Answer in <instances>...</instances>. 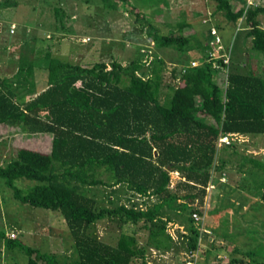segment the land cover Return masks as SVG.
Instances as JSON below:
<instances>
[{"label": "trees", "instance_id": "obj_1", "mask_svg": "<svg viewBox=\"0 0 264 264\" xmlns=\"http://www.w3.org/2000/svg\"><path fill=\"white\" fill-rule=\"evenodd\" d=\"M117 1L99 0V8L111 12L118 10L119 3L130 6V0ZM214 2L203 29L188 35L184 29L192 25L183 20L177 25L179 33L164 34L142 18L150 28L155 54L141 44L128 48L124 43L127 58L132 56L129 64L118 59L74 63L49 51L45 56L48 83L41 90L29 79L37 66L30 60L26 64L25 57L15 79L0 76V126L19 127L30 136H48L51 141L47 152L19 147L15 157L0 163V182L23 205L60 212L79 254L74 264H149L150 250L166 253L175 248L174 237L167 231L169 222L184 226L187 234L180 237L186 251L197 253L202 231L212 226L216 215L210 212L209 225L205 221L197 225L193 218L194 213L205 212L209 185L214 184L217 197L227 189L223 195L231 200L237 192L222 181L228 165L234 164L221 151L230 150L241 158L242 180L252 178L255 195L264 201V160L240 154L237 141L218 146L220 138L230 134L264 136V65L259 69L254 60L261 57L264 61V5L249 6L248 0H240L241 7L233 0ZM64 6L57 4L55 16L60 22L68 16ZM131 12L142 17L137 7ZM218 14L226 23L218 22ZM217 36L228 63L220 57L215 65L211 57ZM246 38L252 40L250 50ZM66 49L71 50L70 46ZM175 52L191 58L174 64L173 77L179 76L181 84L169 86L172 93L168 104H163L166 57ZM145 56L154 57L148 70L144 69ZM194 61L199 65L192 67ZM173 172L180 174L175 185ZM20 179L35 185L22 190L16 186ZM96 186L112 189V195L118 193L117 187L125 186L134 195L154 196L157 202L142 209L135 201L128 206L110 199L108 207L96 195H89ZM231 204V209H242ZM258 204L255 209L261 208ZM113 217L136 229L123 232L116 245L88 233L96 222ZM250 224L264 228L254 219ZM141 230L148 232L144 242L138 235ZM9 234L1 238H9L12 244L18 235L11 239ZM251 235L245 252L226 246L216 249L225 251L228 264H264V232ZM234 238L226 233L223 241L232 243ZM19 246L29 257L27 264H57L33 248Z\"/></svg>", "mask_w": 264, "mask_h": 264}, {"label": "rangeland", "instance_id": "obj_2", "mask_svg": "<svg viewBox=\"0 0 264 264\" xmlns=\"http://www.w3.org/2000/svg\"><path fill=\"white\" fill-rule=\"evenodd\" d=\"M87 1H6L4 3V6L7 4L6 8L0 12V29L2 30L0 32V76L15 79L20 66L24 64L21 60L25 57L26 64L30 60L37 66L34 76L29 79L34 80L37 91L41 90L48 83L47 66L49 61L45 56L49 51L55 55L62 54L64 59H69L74 63L86 64L99 61L111 63L114 59H118L126 65L130 63L132 56L127 58L128 53L124 43L129 46L128 48H132L135 44H141L145 50L149 49L153 55L155 54L154 43L151 41L149 33L150 28L143 23L144 18L145 23H152L154 28L164 34L179 33L177 25L183 20L192 25V28L184 29V34L188 35L193 33V30H202L201 26L204 25V21L209 20L210 13L215 9L214 0H130V6L119 3L118 10L106 12L99 8V0ZM239 1L233 0V4L241 7L242 4ZM254 1L258 5H264V0ZM59 2L65 4L63 8L68 13L63 22H60L62 20L59 21L55 16ZM132 7H137L138 11L142 13L141 18H138L137 12H131ZM69 16L71 17L69 18ZM216 17L218 22L226 23L223 16L218 14ZM261 21L264 28V16H261ZM12 24L18 27L14 35L10 33ZM246 39V48L250 50L252 40ZM69 46L71 50L66 49ZM181 58L190 59L191 55L175 52L166 57L165 85L161 92L163 104H168L172 93L169 86L177 88L181 84L180 77L175 79L172 74L173 68L177 66L174 64L178 63ZM243 58L245 57L240 58L242 62ZM153 59L144 57L145 70H148ZM254 60L259 69H263L262 58L256 57ZM22 91L28 92L27 89ZM237 142L240 154H252L260 160H264V136H242ZM50 144L48 136L33 137L19 127L0 126V163L15 157L19 147L47 152L50 151ZM218 146L221 148L219 144ZM221 153L225 160L232 161L234 164L228 165L227 176H225L226 178L223 176V182L237 189V192L229 200L227 196L223 195L227 189L222 191V196L219 197L215 196L213 187L210 191L208 190L209 193L203 205L205 212L201 216L205 219V224L209 225L210 212L213 211L216 215L213 216L210 228L207 227V230L204 231L201 227L203 230L201 231L205 233L200 240L199 251L194 256L186 251V246L180 235L187 234V230L178 222H169L167 231L174 237L175 248L166 253L154 249L157 254L150 250L147 254L149 264H188L189 261L192 264H228L229 256L225 251L222 250L221 252L224 253L222 254L216 248L223 249V246H226L230 250L238 248L245 252L248 249L247 243H252L251 233L264 232V228L250 224L254 219L255 222L264 226V201L260 196L255 195V181L249 176L248 179L242 180L243 175L239 172L241 164L239 156L233 155L230 150L221 151ZM246 166V168H250L248 163ZM229 169L230 171H228ZM174 178H178V176H174ZM176 181L174 180V183ZM34 185L35 182L26 179L16 182V186L22 190H28ZM242 186H244L243 189ZM116 189H118V193L112 195V189L96 186L90 189L89 195H96L97 199L108 207L111 206L110 199L116 204L128 206H131L135 201L139 204L137 207L142 209H147L157 202V198L154 196L143 198L134 195L125 186ZM128 199H132V202H128ZM231 203H236L237 207H242V209H231ZM257 203L262 205L261 208H254ZM14 226L17 227V231L13 230ZM135 229L133 226H126L120 217H113L96 222L88 233L100 238L103 242L116 245L123 232L132 233ZM12 231L17 232L18 239L9 244V238L1 237ZM226 233L230 238L235 236L232 243L228 240L223 241ZM138 235L144 242L148 237V232L141 230ZM20 244L26 248L37 250L40 254L51 258V262H57V264H74L79 260L73 235L60 212L23 205L15 199L13 190L0 182V260L2 264H27L29 257L20 248ZM218 252L219 255L215 258L214 254Z\"/></svg>", "mask_w": 264, "mask_h": 264}, {"label": "built area", "instance_id": "obj_3", "mask_svg": "<svg viewBox=\"0 0 264 264\" xmlns=\"http://www.w3.org/2000/svg\"><path fill=\"white\" fill-rule=\"evenodd\" d=\"M255 4H256V1H254V0H248V5H249V6H250V5H255ZM17 30H18L17 25L12 24L11 29H10V33H11L12 35H14V34L17 32ZM212 33H213L214 35H218L216 29H213V32H212ZM216 44H217V45H216ZM216 44H215L216 47H215L214 51H213L212 54H211V57H212V59L214 60L215 65H216V60H217L218 58H220V57L224 58V62H225V63H228V62H229V57H228L224 52H222L221 39H220V37H218V36H217V38H216ZM150 54H152V53L150 52ZM150 58H152V56H151ZM198 65H199V62L194 61V62H192V65H191V66H192V67H196V66H198ZM242 136H243V135H240V134H230L229 136L221 137L220 140H219V145H220L221 147H222L223 145H230L232 141H237V140L240 141V139H241ZM173 174H175V175H173ZM171 175H172V184L175 185L176 182L174 183V180H177V181H178L180 174H179L178 172H173V173H171ZM174 176H178V178H174ZM222 181H223V179H222ZM211 187L214 188V184H210V185H209V187H208V190H209V191L211 190ZM193 218H194L195 221L197 222V223H196L197 225L202 224V223H204V221H205V219H204L201 215H199L198 213H194V214H193ZM204 231H205V230H204ZM9 237H10L11 239H15V238H17V232L12 231V232L9 234ZM152 252H153L154 254H157L156 251H154V250H152ZM192 255L194 256V254H192ZM188 264H192V262L189 261Z\"/></svg>", "mask_w": 264, "mask_h": 264}, {"label": "flooded vegetation", "instance_id": "obj_4", "mask_svg": "<svg viewBox=\"0 0 264 264\" xmlns=\"http://www.w3.org/2000/svg\"><path fill=\"white\" fill-rule=\"evenodd\" d=\"M7 0H0V12L3 11L5 8H6V4L4 6V3L6 2ZM2 30L0 29V32Z\"/></svg>", "mask_w": 264, "mask_h": 264}, {"label": "crops", "instance_id": "obj_5", "mask_svg": "<svg viewBox=\"0 0 264 264\" xmlns=\"http://www.w3.org/2000/svg\"><path fill=\"white\" fill-rule=\"evenodd\" d=\"M16 228H17V227H16V226H14V229H13V230L17 231V230H16Z\"/></svg>", "mask_w": 264, "mask_h": 264}]
</instances>
